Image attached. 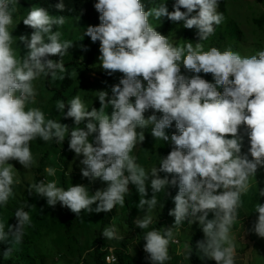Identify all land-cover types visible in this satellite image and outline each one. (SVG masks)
Returning <instances> with one entry per match:
<instances>
[{
	"label": "clouds",
	"instance_id": "obj_1",
	"mask_svg": "<svg viewBox=\"0 0 264 264\" xmlns=\"http://www.w3.org/2000/svg\"><path fill=\"white\" fill-rule=\"evenodd\" d=\"M15 2L0 0V205H7L13 186L20 182L9 161L30 168L34 163L30 148L33 140L62 143L69 134V148L83 157L81 175L90 181L100 179L107 187L90 194L83 184L64 188L52 180L30 186L29 194L34 191L45 197L49 206L59 202L80 217L82 212L107 213L117 205L123 207L129 184L139 194L140 210L155 208L156 193L178 186L173 197L175 206L169 211L174 216V226L178 228L185 221L190 225L198 222L204 239L196 242V249L202 259L236 264L231 229L242 206L241 197L251 187L250 178L256 176L258 167L264 166V50L241 56L215 47L205 52L200 44L195 48L192 43L177 47L149 22V17L182 22L183 27L197 30L199 40H206L225 20L217 11L219 0H175L172 11L165 0L148 10L142 0H96L94 7L100 23L89 25L84 35L93 43L99 41L98 59L105 72L123 75L111 85V95L99 90L98 109L89 110L80 96L67 104L57 101L56 109L74 122L75 127L69 130L67 124L46 119L39 108L28 107L35 103L34 81L41 77L54 81L65 78L66 68L60 58L74 42L61 41V33L54 31L64 25L65 17L53 16L44 7L32 8L23 19V24L33 29L30 38L19 37L28 52L18 57L9 30ZM55 7L64 11V0ZM80 47L87 50L84 45ZM53 56L59 59L49 58ZM181 64L197 75H182ZM201 72L211 74L214 83L198 75ZM109 106L110 114L106 111ZM149 109L152 114L145 118ZM156 113H160L159 117ZM173 122L177 131L169 136L166 129ZM82 123L84 126L79 127ZM150 125L151 135L170 142L172 148L160 159L159 167L146 171L136 163L132 152L144 141L143 129ZM241 125L247 129L248 153L241 151ZM46 172L55 175L52 167ZM161 172L165 173L163 177ZM148 185L150 198H146ZM258 195L264 196V189ZM255 211L258 216L252 231L264 238V204L257 203ZM209 212L214 214L212 219L208 218ZM14 218L16 223L9 224L7 231L5 224L0 223V242H7L9 237L14 244L22 242L31 217L18 208ZM151 223V216L136 221L140 229H147ZM102 236L108 240L123 239L114 224L105 228ZM172 237V228L145 233L143 250L151 264L170 260ZM12 250L6 248L4 257H10ZM191 254L189 245L185 258L189 260Z\"/></svg>",
	"mask_w": 264,
	"mask_h": 264
},
{
	"label": "rangeland",
	"instance_id": "obj_2",
	"mask_svg": "<svg viewBox=\"0 0 264 264\" xmlns=\"http://www.w3.org/2000/svg\"><path fill=\"white\" fill-rule=\"evenodd\" d=\"M163 2L164 0H154L152 8L159 6ZM172 2L173 0H165L169 11H172ZM31 3L32 0H17L14 4L13 25L9 30L12 32L14 40L12 47L18 57H24L28 52L25 44L19 41V37L24 35L30 38V34L33 31L32 28L23 24V19L26 18L30 11L29 5ZM221 13L225 17L224 22L216 26L214 34L210 35L206 40H199L195 28L190 32L191 37L186 38L183 34L184 27L182 22L179 24L172 22L168 37L169 42L177 47H183L188 43H192L195 48L197 44H200L205 52L212 47L219 49L221 52L231 50L239 53L241 56L256 55L259 51L264 50V0H225L224 9ZM51 15L60 16L55 13ZM64 17V25L54 28V31H59L61 33V41L71 40L74 42V46L68 50V53L60 58L65 68L70 69V77L73 78V84L64 93L66 97L64 102L67 104L73 97L80 96L89 109L93 102L99 101L97 98L99 90H106L110 95L111 85L118 83L123 74L115 72L109 75L100 66L98 59L100 55L99 41L93 43L89 37L84 35L89 25H95L78 17ZM167 20V18L162 17L161 20L158 21L153 17H149L150 24L158 32L163 29ZM80 45H84L87 50H82ZM92 50V59L88 60V56ZM49 58L54 60L59 59V57L55 56ZM77 64H80V66L76 68ZM75 73H77V75ZM181 74L187 78L197 75L185 69L183 64H181ZM56 81L59 83L61 80L54 81L51 77H41L37 81H34L37 92L35 103H30L28 107L39 108L44 112L46 119H52L67 124L69 130H71L72 127H75L72 118H66L62 112L56 109V103L61 99H52L53 92L50 91L54 87L53 85H55ZM143 83L146 84V82ZM211 83H214L213 77ZM76 85L78 87H76ZM64 111H67V106ZM106 111L110 114L112 111L111 106H109ZM151 114L152 110L149 109L144 113L145 118ZM156 115L159 117L160 113H156ZM83 126V123L79 125V127ZM151 127L150 125L148 128L143 129L145 139L142 143L137 144L132 152V155L136 157V163L144 167L146 171H150L154 166L159 167L160 159L166 157L172 148L170 142H163L162 140L155 139L151 135ZM137 131H140V129H137ZM166 132L169 136L171 135L169 129H166ZM239 133L241 135L240 129ZM245 138H248V135L245 136ZM69 139L70 135L66 134L62 143H57L55 141L44 142L39 138L33 140L30 143V148L34 157V163L30 168H23L18 161H9V163L15 167L13 171L16 173V177L20 182L13 186V196L9 198L8 203L11 202L14 196H16L17 200L20 202H25L30 198L32 206L36 209H38L39 206H48L51 207L53 211L55 208L56 219L53 220L55 224L59 225L61 220H58V218L61 216L64 217V226L61 228L60 234H58L60 229L56 226L45 228L43 225L40 227L38 226V222H33L31 220L32 226L30 229L36 232L32 234V236L37 235L38 237L37 239L33 238V251L30 250L33 248L32 241L25 244V249L42 255L46 264H94L92 254L96 246H99L103 250H112L115 255H117V252L122 251L125 254V260L131 261L132 264H151L150 260L147 259V253L143 250V244L140 240L138 230L129 227L126 221L128 217L127 207L131 208L133 211L132 221L135 226H137L136 221L143 219L145 216H151L153 223L157 219L161 209L164 191L155 194L158 201L155 208L147 209V207H145V210H140L137 208L139 194L135 186L129 184L130 192L125 195L124 206L120 207L117 205L110 211L111 220L107 225L102 228L100 226L102 212H82L80 217L74 214L76 218V232H74L75 228H71L68 232L65 230V222L68 219L67 207L61 206L59 202H57L54 207L49 206L45 197L40 196L34 191L29 194L30 186L41 182L47 183L52 180L57 182V186L64 188L70 187L71 185L83 184L88 188L90 194H94L98 189L103 190L107 187V183L100 179L90 181L88 178L81 175V168L84 166L80 161L83 157L82 154L77 155L69 148ZM249 147V138H243L242 153H248ZM248 155L249 159H251L250 153ZM48 167L55 169L54 176H49L47 174L46 168ZM258 169L260 170L259 174L263 182L262 186L255 180V177L250 178L251 187L248 193L241 197L242 206L238 209L237 220L231 229V235L236 245V264H264V238L258 237L254 231H252L258 216L255 211L256 204L262 203L261 196H259L258 193L260 189H264V166H260ZM159 175L163 177L165 173L161 172ZM150 197L151 189L150 185H148V196L146 198ZM93 207H95V205H93ZM0 208L2 209V212H0L2 215L0 216H3L9 211L4 205H0ZM36 214L46 216L45 212L41 213L40 211H36ZM29 215L30 217L32 216L31 210ZM84 217H87L90 221L88 220L89 222L85 223ZM213 217L214 214L212 213V218ZM152 223L147 229H139L146 233L151 230ZM197 223L198 222H195L190 225L185 221L177 228L174 226V216L172 215L166 221L161 232L167 228H172L173 237L169 244L170 260L165 262V264H189L188 259L185 258V253L193 237L194 228ZM113 224L116 226L118 235L123 237L122 240H108L102 236L103 230ZM37 230L39 231L37 232ZM67 235L68 237L66 239ZM27 236L31 237V233L25 230V237ZM78 239L81 244L74 245L73 240L79 242ZM68 241H70L71 245H74V248L78 251H71L67 247L63 249L60 246L68 244ZM18 245L22 246V243ZM114 264H117V261Z\"/></svg>",
	"mask_w": 264,
	"mask_h": 264
},
{
	"label": "trees",
	"instance_id": "obj_3",
	"mask_svg": "<svg viewBox=\"0 0 264 264\" xmlns=\"http://www.w3.org/2000/svg\"><path fill=\"white\" fill-rule=\"evenodd\" d=\"M153 1L154 0H142V3H144V5H145V10L152 8ZM58 2H59V0H32V3L29 6H30V10L32 8H36V7H44L49 11L50 14L55 13V14L63 15V16L78 17V18L83 19L89 23H92L93 25H98L100 23L99 13L96 11V9L94 7L96 0H64L65 9L62 12L59 11L58 9H56V7H55V5ZM174 2H175V0H173V2H172V10H173V3ZM224 5H225V0H219V6H218L217 10L220 13L223 11ZM181 10L183 11L184 9H181ZM171 23H172L171 21L167 20L163 29L160 31V33L169 37ZM191 31H192V29H187L184 27L183 28L184 36L186 38H190L191 37V34H190ZM92 53H93V50L90 52V54L88 56V60L92 59ZM78 66H80V64H77L76 68ZM199 75L203 79L211 82V79H212L211 74H204L203 72H201V73H199ZM64 76H65V78L63 80H61L59 83H57V81L55 82V85H53L54 87L50 91V92H53V95H52L53 100H58V99H61L63 101L66 100L64 93L73 84V78L70 77V69L69 68L66 69ZM47 78H49V77H47ZM76 87H78V86L76 85ZM218 90L223 91L222 88H220ZM92 107L98 108L99 107V101L93 102L92 105L89 107V110H91ZM169 131H170V134L177 131L175 128V122H173V126L171 128H169ZM240 131H241V136L244 139H248V138H245V136H247L246 127L241 125ZM38 167H41V166H38ZM38 169H40V168H38ZM259 171L260 170L258 169L256 176H254V177H255V180L258 181V183L262 186L263 182H262L261 175L259 174ZM42 180L44 181L43 177H42ZM177 191H178V186H168L166 188L167 195L165 192L163 193L161 209L158 213L157 219L151 225V230L156 229V230L161 231L163 229L166 221L171 216V215H169V211L171 209H173L175 206L173 197L176 195ZM261 202H262V204H264V196H261ZM4 207L9 209L8 213L4 214L3 216H0V223L5 224V231H7V227L9 224H15L16 223L15 218H14V214L18 208H23V210L27 211L28 213L31 210V213H32L31 220L33 222H38L39 223L38 226H40V227H42L43 225L45 228L56 226L58 229H60V232L58 233V234H60L61 228L64 226V223H63L64 217L63 216L58 218V220H61L59 225L55 224L53 222V220L56 219L55 208L53 211L51 210V207H48V206H46V207L39 206L38 209H36L34 206H32V202H31L30 198H28L25 202H20L17 200L16 196H14L12 198L11 202L8 203L6 206L4 205ZM36 211H40L41 213L45 212L46 216H40V215L36 214ZM0 212H2L1 208H0ZM127 213H128V217H127L126 221L129 225V227L138 230L140 240H141L142 244H144L145 241L143 240V237H144L145 233L142 230H140L137 226L134 225V223L132 221L133 211L131 210V208L127 207ZM0 215H2V214H0ZM208 218L212 219V212H209ZM88 220L89 219L87 217H84L85 223L90 221V220L89 221ZM110 220H111L110 211L107 213L102 212V217L100 220L101 228L104 227L105 225H107L110 222ZM88 224H90V223H88ZM31 226H32L31 223L29 225L25 226V230H27L28 232L31 233V237H29V236L25 237V234H24L22 242H21L22 246H19L18 244L12 243L11 237H9L7 242H0V264H46L44 261V257L42 255H39L35 252H32L34 250L33 238L37 239L38 236L37 235L32 236V234H34L36 232L33 229L32 230L30 229ZM200 227L201 226L197 223L195 228H194L193 237L188 244V246L190 245L192 248V254L190 256V259L188 260L189 264H216V262L214 260L207 259V258L202 259L199 250L196 249V242L204 239V234H203L202 229ZM71 228H75L74 232H76V218L74 217V213H72L68 209V219L65 222L66 232L70 231ZM39 230H37V232ZM71 233H73V232H71ZM68 235L66 236V239H67ZM71 236H72V234H71ZM62 239H65V238H62ZM29 241H32V244H33V248L30 249L32 251L25 249V244L29 243ZM73 241H74V245L75 244H81L80 240H79V242L76 240H73ZM76 242H78V243H76ZM74 245L72 246L71 242L68 241V244L60 245V246L63 249L67 247L71 251H73V250L78 251L74 248ZM8 247H11L13 249L12 254L10 257L5 258L3 255V252ZM107 252H108L107 250H103L99 246H96L94 248V251L92 254L93 255V263L94 264H108L105 261V255ZM116 261H117V264H132L131 261L125 260V254L122 251L117 252Z\"/></svg>",
	"mask_w": 264,
	"mask_h": 264
},
{
	"label": "built area",
	"instance_id": "obj_4",
	"mask_svg": "<svg viewBox=\"0 0 264 264\" xmlns=\"http://www.w3.org/2000/svg\"><path fill=\"white\" fill-rule=\"evenodd\" d=\"M105 261L108 264H114L116 262V255L113 253L112 250H109L105 255Z\"/></svg>",
	"mask_w": 264,
	"mask_h": 264
}]
</instances>
